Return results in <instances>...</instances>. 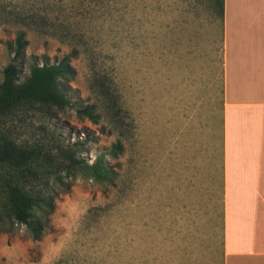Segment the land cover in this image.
Listing matches in <instances>:
<instances>
[{"label":"rangeland","instance_id":"1","mask_svg":"<svg viewBox=\"0 0 264 264\" xmlns=\"http://www.w3.org/2000/svg\"><path fill=\"white\" fill-rule=\"evenodd\" d=\"M29 1L41 19L0 26V143L79 142L71 149L111 174L81 169L56 184L42 159L17 171L0 158V264L210 263L222 248L224 27L214 0ZM19 30L29 41L22 80L32 64L70 56L72 106L4 100ZM88 104L96 124L78 113ZM15 181L53 201L40 240L9 219L2 182Z\"/></svg>","mask_w":264,"mask_h":264},{"label":"crops","instance_id":"2","mask_svg":"<svg viewBox=\"0 0 264 264\" xmlns=\"http://www.w3.org/2000/svg\"><path fill=\"white\" fill-rule=\"evenodd\" d=\"M223 27L222 248L208 264H264V0H224Z\"/></svg>","mask_w":264,"mask_h":264},{"label":"trees","instance_id":"3","mask_svg":"<svg viewBox=\"0 0 264 264\" xmlns=\"http://www.w3.org/2000/svg\"><path fill=\"white\" fill-rule=\"evenodd\" d=\"M19 1L23 6L29 3V10H21ZM0 0V26H30L29 20H36L40 13L32 1ZM219 8L220 16L224 17V0H214ZM16 3V4H15ZM41 19V17L39 18ZM13 57L11 63L4 70V95L3 98L10 104L18 102L26 103L31 107L43 106L64 109L72 106L71 98L65 91L63 80L68 76H74L75 69L70 63V56H65L60 62L52 65L39 66L32 64L29 76L21 79L22 68L26 64V48L29 45L27 34L23 30L16 33L15 39L10 44ZM82 118H88L94 124L98 123L99 115L95 104H88L78 108ZM79 142L65 147L60 144L51 146L45 142L32 146H20L12 140H4L0 143V158L11 169L20 171L37 159H42L44 165L53 172L56 184H62L64 175L75 174L81 169L92 171L95 178H108L111 172L106 169L99 160L89 165L81 155H77L71 148ZM114 153L123 151L121 143L114 144ZM1 180V179H0ZM10 189L8 199L9 218L11 222L25 226L34 240H40L47 229V218L54 212L52 199L42 192H34L18 181L3 183ZM40 211L41 216L35 212ZM45 219V220H44ZM1 221V219H0Z\"/></svg>","mask_w":264,"mask_h":264}]
</instances>
